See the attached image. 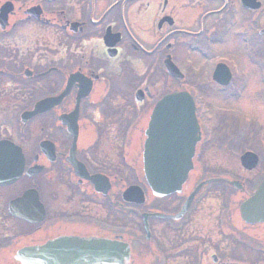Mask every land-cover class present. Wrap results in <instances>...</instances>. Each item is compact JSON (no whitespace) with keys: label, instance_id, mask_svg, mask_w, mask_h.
<instances>
[{"label":"flooded vegetation","instance_id":"obj_1","mask_svg":"<svg viewBox=\"0 0 264 264\" xmlns=\"http://www.w3.org/2000/svg\"><path fill=\"white\" fill-rule=\"evenodd\" d=\"M172 94L192 99L199 140L159 196L146 132ZM252 98L264 0H0V264H264V222L240 212L264 137L235 145Z\"/></svg>","mask_w":264,"mask_h":264},{"label":"water","instance_id":"obj_2","mask_svg":"<svg viewBox=\"0 0 264 264\" xmlns=\"http://www.w3.org/2000/svg\"><path fill=\"white\" fill-rule=\"evenodd\" d=\"M197 133L190 97L173 94L159 102L146 133L144 155L145 177L156 195L169 194L185 181L191 168L189 155L197 141ZM260 213L264 218V185L241 207L244 218Z\"/></svg>","mask_w":264,"mask_h":264},{"label":"rangeland","instance_id":"obj_3","mask_svg":"<svg viewBox=\"0 0 264 264\" xmlns=\"http://www.w3.org/2000/svg\"><path fill=\"white\" fill-rule=\"evenodd\" d=\"M259 104H258V101L255 99V98H252L251 100L248 101L247 103V108H246V112H245V116H246V113L249 109L250 106H253V109L251 111L248 112L247 116L249 117L250 119V123L246 126L247 127V131L244 133V135L242 136V138L240 139V143L238 141V139H236V147H247L248 146V142L249 140H251V137L253 136H260V137H264V126H261V125H256L257 123H260L262 125H264V98H262V106L261 107H257ZM257 107V108H256ZM237 108H239V105H237ZM234 119L236 121H239L240 124H241V130L243 129V123H244V118L238 116V115H235L234 116ZM245 130V129H244ZM259 134H262V135H259ZM206 149L208 151H211L212 150V146H209L207 145ZM244 151H246L245 149H240V148H237V154L239 153H243ZM251 152H254V151H251ZM254 153H257L258 152H254ZM237 159V157L235 156V160ZM236 165L234 166V174L236 176H238V178L241 177L242 173L240 171L241 167L240 165L238 164V162H235ZM226 164H224L223 161H220L219 163H214V164H211L209 165L210 168L212 167V169H221L222 171L225 172V169L226 168ZM225 165V166H224ZM260 166H261V163L260 165L256 168L257 170H255L254 172L251 173V175H257L259 169H260ZM261 170L263 171L262 173H264V170L263 168H261ZM240 171V172H239ZM241 174H239V173Z\"/></svg>","mask_w":264,"mask_h":264}]
</instances>
